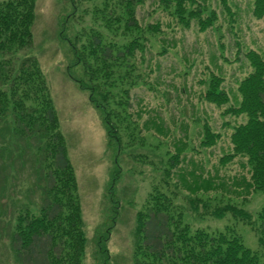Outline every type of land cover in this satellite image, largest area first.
Here are the masks:
<instances>
[{"label": "rangeland", "instance_id": "rangeland-1", "mask_svg": "<svg viewBox=\"0 0 264 264\" xmlns=\"http://www.w3.org/2000/svg\"><path fill=\"white\" fill-rule=\"evenodd\" d=\"M199 1L219 17L214 29L206 32H201L196 23L189 29L180 26L174 9H162L159 0H141L137 5L140 24L159 23L161 33L150 38L142 56L144 83L131 95L133 120L141 133H124L121 150L109 147L100 112L90 102L89 92L76 82L84 75L80 66L73 65L69 43L90 30L106 32L104 24L96 20V11L103 9L104 0L36 2L34 45L28 53L38 59L47 79L77 176L88 241L84 264H134L137 215L149 195L157 191L171 197L193 229L220 232L228 225L234 227L264 264L259 232L228 213L222 218L213 215L225 205L254 215L264 204L263 193L245 185L233 186L235 180L249 181L246 158L239 156L225 166L220 164L221 158L232 152L233 129L246 121L245 116L225 114V110L240 102L238 82L250 72L244 53L254 50L264 57V18H254V0H227L232 15L221 0ZM28 53H19L18 58ZM213 74L224 78L223 86L231 98L226 107L218 108L203 99L206 82ZM204 124L221 134L218 144L210 149L200 148ZM0 133L2 160L7 161L9 154L18 156L23 144L10 139L5 128ZM182 144L187 151L181 156L178 171L166 180L162 161L166 163ZM16 164L19 170L8 168L0 188V264H19L11 246L16 213L22 207L35 212L41 203L33 171L25 166L21 172L20 162ZM183 171L187 178L182 180L178 175ZM192 174L202 175L204 180L216 178L215 189L192 192L202 182L195 181ZM200 201L209 208L205 210Z\"/></svg>", "mask_w": 264, "mask_h": 264}, {"label": "trees", "instance_id": "trees-1", "mask_svg": "<svg viewBox=\"0 0 264 264\" xmlns=\"http://www.w3.org/2000/svg\"><path fill=\"white\" fill-rule=\"evenodd\" d=\"M140 1L104 0L103 9L96 11V20L104 24L106 32L90 30L86 36L78 35L69 41L73 65L80 66L84 75L76 82L89 92L90 102L100 112L109 147L119 150L125 146L124 133H141L133 120L131 95L144 83L142 56L150 38L161 33L159 23L140 24ZM221 1L232 15L227 0ZM36 2L0 1V131L5 128L10 139L23 144L19 155L9 154L7 161L2 160L4 152L0 150V188L8 168L19 170V161L21 172L25 166L33 171L34 187L41 191L37 211L22 207L16 213L11 246L19 264H84L88 241L77 176L47 79L38 59L28 53L34 45ZM159 4L166 11L174 9V17L185 29L196 23L201 32H206L214 29L219 20L217 13L199 0H159ZM252 14L258 20L264 18V0L253 1ZM25 51L28 54L18 58ZM244 57L250 72L238 82V106H229L225 114L245 116L246 121L233 129L232 152L222 157L220 164L225 166L239 156L246 158L249 181L235 180L233 186L245 185L246 189L264 194V57L254 50L245 52ZM223 83L224 78L213 74L206 82L204 101L218 108L228 106L231 98ZM202 134L200 148H213L221 139V134L208 124ZM186 151L187 146L182 144L166 163L162 161L166 180L178 171ZM185 174L183 171L178 177L186 179ZM192 177L202 181L192 192L215 189L216 178L204 180L197 174ZM200 205L205 210L209 208L201 201ZM226 213L259 232L264 245V204L254 215L230 205L218 207L213 215L222 218ZM136 227L134 264H263L234 227L228 225L220 232L193 229L171 197L161 191L149 195L145 208L137 215Z\"/></svg>", "mask_w": 264, "mask_h": 264}]
</instances>
